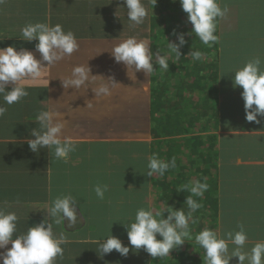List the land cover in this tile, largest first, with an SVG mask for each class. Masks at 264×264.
<instances>
[{"label":"crops","instance_id":"obj_1","mask_svg":"<svg viewBox=\"0 0 264 264\" xmlns=\"http://www.w3.org/2000/svg\"><path fill=\"white\" fill-rule=\"evenodd\" d=\"M143 2L148 16L142 24L133 25L127 19L123 0H0V47L9 38L12 21L30 18L50 19L53 25H62L76 35L79 43L76 52L52 65L47 80L26 84L27 97L6 105L0 96V105L7 108L0 117V209L17 214L16 234L26 233L43 221L45 209L55 197L71 194L77 202L78 223L71 228L54 225L57 235L63 232L67 237L63 256H58L55 264H95L101 258L99 243L111 231L128 243L124 224L134 220L137 209L154 204L163 184L156 174L147 176L150 157L156 150L167 157L176 144H181V153L192 150L188 145L190 134L167 136L164 144L157 141L152 124L153 79L143 72L128 75L125 66L116 63L110 53L115 44L129 36L146 40L151 46L152 10L162 4ZM88 64L93 75L114 77L119 83L110 97H95L91 89L103 82L100 76L78 90L62 87L60 80L69 77L73 67ZM48 107L66 119L62 138L76 143V151L70 153L67 162L57 160L49 149L34 153L26 142L31 129L39 128L34 122L36 115ZM155 115L159 116L158 112ZM195 142L199 145V139ZM205 148L202 142L201 153ZM186 161L180 158L179 162L186 166ZM236 163L264 165V161L240 159ZM170 170L164 177L167 182L180 173ZM205 170L206 160L198 165L197 173ZM185 179L188 183L190 175ZM192 180L202 181L198 175ZM96 184L109 186L103 200L95 194ZM168 190L165 195L170 194ZM104 263L101 260L99 264Z\"/></svg>","mask_w":264,"mask_h":264},{"label":"clouds","instance_id":"obj_2","mask_svg":"<svg viewBox=\"0 0 264 264\" xmlns=\"http://www.w3.org/2000/svg\"><path fill=\"white\" fill-rule=\"evenodd\" d=\"M179 3L187 14L188 23L192 25L187 35H195L209 47L218 43L217 20L227 14L228 8H221L218 0H179ZM123 5L127 9V19L133 25L142 24L148 16L143 0H123ZM173 34L177 35L178 42L168 40L167 51L163 55L160 52L153 55L149 43L135 36H129L115 44L110 53L116 63L125 66L128 75L132 73L136 76L141 71L146 75L152 74L156 71L154 65L162 73L169 69V58L173 55L176 59L182 56L180 49L187 44L184 33L177 34L174 30ZM19 37L25 42L36 43L34 50L18 49L14 44L0 47V96L6 105L18 103L27 97L29 93L26 82L40 80L46 67L55 65L79 49L76 35L72 31H65L60 24L30 22L22 27ZM190 57L194 61H200L204 54L192 48ZM233 73V88L243 89L241 96L246 121L260 124L259 117H264V57L250 59ZM97 76L102 77L103 82L91 88L95 97H110L112 89L119 83L114 77L93 75L89 64L73 67L71 75L60 81L65 90H78L95 83ZM87 107L91 105L87 104ZM6 111L7 108L0 105V117ZM34 122L38 123L39 128L31 129V135L26 140L29 149L34 153H39L41 149L52 150L57 160L67 162L70 153L76 151V143L71 138H62L67 123L62 114L51 107L44 108L38 112ZM176 167L175 157L166 161L153 154L147 164V176H163L169 169ZM209 187L207 178H203V182L192 180L177 188V192L190 193L183 203L187 206V211L183 205L176 208L168 202L166 208L158 210L151 205L137 209L134 220L124 224L128 245L111 231L99 243L98 254L103 258L115 250L127 257L130 251L143 249L153 259L169 256L173 250L193 240L190 224L197 222L193 214L202 208L199 199ZM94 191L97 198L103 200L109 186L96 184ZM45 212L43 221L29 227L26 233L17 235V214L0 209V249L4 250L0 251V264H55L56 258L63 256L62 245L67 242V237L63 232L57 235L54 225H65L68 228L76 225L79 220L77 202L71 194L57 196L51 201V206L46 207ZM165 213L168 215L165 216ZM247 241L248 233L243 225H239V230L224 234L206 227L195 234L194 244L191 245L195 251L197 246L204 250L201 255L203 264H231L233 258H238V264H264V240L256 242L250 250H246ZM9 244L11 247H8ZM230 245L233 246L231 252Z\"/></svg>","mask_w":264,"mask_h":264},{"label":"trees","instance_id":"obj_3","mask_svg":"<svg viewBox=\"0 0 264 264\" xmlns=\"http://www.w3.org/2000/svg\"><path fill=\"white\" fill-rule=\"evenodd\" d=\"M219 1L221 8L227 7L228 12L223 18L217 20L216 35L219 36V41L213 44V47L218 51L216 55L219 54L224 63H227L228 66L237 60H241L242 64L237 69L243 67L250 59L256 56L264 57V0H218V3ZM243 3L246 4L245 8L238 5ZM176 17H178V15L173 16L174 19H176ZM227 18H229L228 21H226ZM186 23H188V21ZM186 23L182 22V24ZM161 26L162 25L155 23L151 27V40L153 46L151 53H157L158 46H164L168 43V33L176 29L174 26V28H169V24L168 26H166V24L164 27ZM226 26L228 29L232 30H245L247 36L244 47L237 45H235V47H227L229 42L225 47L223 46L221 42V40H223L222 37H231L233 35V33L229 34L227 30L225 32L220 31L221 27L223 28ZM158 37L163 38L164 41L160 43ZM37 57L39 58V53H37ZM51 67L52 66L46 67L43 70L44 74L40 80L36 82H26V84L33 85L45 79L47 80ZM179 68L180 71L184 72V75H181L179 71L174 69L172 75L174 76L173 80L176 81L175 83H172V80L167 78L163 83L159 80L153 81L151 87L152 107L154 111L159 114V116L152 118L153 131L157 137L160 133L169 134L171 131L182 134H192V131L198 127L202 120L200 116L203 112L198 104L205 101V97L198 94L202 92L201 90L205 89V85L208 83H205V80L198 76V74L189 73L186 64L179 65ZM191 70L193 71V68H191ZM188 73L190 75H188ZM223 73H220V75L217 73L215 75L222 77V86L218 89L216 88V91L212 90L211 98L207 99L209 105H202L204 109L210 108L214 111L215 115L213 117L217 120V127L215 125L217 132L207 137L202 135H191V137H189L188 145L192 149L189 152V160L191 156L195 155H198V158L196 156V159L192 157L186 166L179 162L181 158L179 157L181 144H176V146L169 151L170 154L162 159L170 161L175 157L177 167L173 170L180 173L179 175L177 174L178 178L170 182L165 180L164 185L165 187H170L171 191L169 193L175 196L173 200H179L178 202L183 204L186 200V196L190 193L177 192V188L184 184L183 181L186 180L185 177H188L190 173L192 174L198 170L196 169V163L201 166L205 161L204 156H208L207 162L210 160L215 161V159L218 160V181L207 178V183L210 187L208 191L205 192L204 196L199 199V202L203 205L202 208L197 210L193 216L199 222H201L200 218L202 217L205 219L214 216L219 226L218 234H224L231 230H239V225L245 223L243 226L248 233L246 250H250L256 242L264 240V202L257 201L253 205L250 204L251 200L258 196L257 193L261 192L260 188L264 185V165L244 163L247 170L239 172L245 166L243 163L237 164L236 162L238 159H243L247 162L264 161V117H259L261 120L260 124L246 121L244 100L241 96L243 89L233 88V70L228 72L229 75L226 74L227 76H231L230 79L227 80H224ZM218 93L220 97H218ZM214 96L218 98H214ZM195 98L198 101L194 100ZM205 125V128H207L206 130L211 129L209 121L205 123ZM195 137L199 139V145H197L196 142L194 143ZM202 142H205V145H207L204 153H201L200 150ZM234 142L236 145L238 144L242 147L241 152L235 151L234 153L232 151L233 144H235ZM216 145H219V148H216ZM236 155H239V158H237ZM226 168H230V172L226 177L225 185L223 171ZM241 187L244 188V192L240 190ZM225 193L227 195L226 204L224 203ZM219 195L220 198L218 203L217 198ZM243 198H246L245 205L234 203V201ZM213 211L215 212L214 214ZM229 213L235 214L236 217H232ZM240 222L243 223L241 224ZM248 225L254 226L257 233H250L247 230ZM190 227L193 240L187 241L185 243L187 246H192L191 244H194V236L200 232V229L196 228V224H190ZM206 227L213 229L211 225H207L204 228ZM201 228L202 230L204 229L203 223ZM124 244L128 245V243ZM232 247L233 246L230 245V252ZM197 248V253L202 252V248L198 246ZM175 250H177V252L174 253L175 256L172 259L164 257L158 258L156 264H186L188 260L194 264L199 262V259L194 254H191V252L185 249ZM129 255H135L134 260L140 261L142 264H151V256L143 249L139 251H130L127 257L121 256L118 252L113 250L112 253L106 254L103 258H99V261L95 260V264H99L101 260H103V262L105 261L106 264H112L114 261L125 262L126 259L130 261L131 258ZM236 263H238V258H233L231 264ZM125 264L134 263L126 262Z\"/></svg>","mask_w":264,"mask_h":264},{"label":"rangeland","instance_id":"obj_4","mask_svg":"<svg viewBox=\"0 0 264 264\" xmlns=\"http://www.w3.org/2000/svg\"><path fill=\"white\" fill-rule=\"evenodd\" d=\"M157 1H159L157 3H161L162 5H159L158 9H155L153 7V10H152V14H153L152 15V17H153L152 21L153 22L152 23L153 24H155V23L160 24V25H162L161 27H164L165 24H166V26H168V24H169V28L176 27L175 32L177 34H179V33L185 34V39L187 40V44L180 49L182 56H180L178 59L174 58V55L169 58L170 66H169V69L167 71H164L161 73L158 66L154 65V67L156 68V71H154L152 74H149V75L151 76L153 81L159 80L161 83H163V82H165V80L167 78H170L172 80V83H173L174 82V80H173L174 76L172 75L173 70L175 69L176 71H179L181 75H184V72L180 71L179 65L186 64V68L189 71V73L198 74V76L202 77V79L205 80V83H208L207 85H205V89L201 90L202 92L198 94V95H203L205 97V101L198 104V106H200V108L202 109V112H203L202 115L200 114L201 115L200 118L202 119L201 123H199L198 127L194 131H192V134H190V135H198L199 134V135L207 137L208 135H210L214 132H217V130L215 128V125L217 127V120L215 119V117H213L215 115L214 111L210 108L204 109V107L202 105H204V106L209 105V101H207V99L211 98L212 90L216 91V88L218 89L222 86L223 80H222V77L219 76L220 73L222 74L225 71L223 73L224 80L230 79L231 76H227V75H229L228 72H231L232 70L234 72L242 64V61L237 60L233 64H230L228 66L227 63H224V61L219 56V54L216 55V53H218V51L215 49V47H213V45L211 47H209L207 45H204L199 40V38L196 37L195 35H192V36L187 35V33H189L191 31L192 25L190 23H186L187 22V14L184 13V11L182 10V7L179 3V0H176V2H173V0H157ZM152 3L155 4V1L153 0ZM219 4H220V1H219ZM238 5L243 6L244 8L246 7L245 3L238 4ZM174 15H178V17H176V19H174L173 18ZM228 20H229V18L226 19V21H228ZM30 22L31 23L48 22L51 25H53V21H50V19L49 20H39V19H35V18H30V19H25V20H14V21H12L11 29L8 31L9 38H8V40H6V42L3 44L2 47H6V46H10V45L14 44L17 46L18 49L19 48H28L29 50L34 49L35 43H36L35 41L32 43H28V42L23 41L19 37L21 34L22 27L25 24L30 23ZM182 22L186 23V24H182ZM226 30L228 31L229 34L233 33V35L231 37H222L223 40H221V42H222L224 47L227 45L228 42H229V45H227V47H235V45L244 47V45L246 43V36H247V33H245V30H237V29L232 30V29H228L227 26L223 27V28L221 27V29H220L221 32H225ZM173 33H174V30H172L168 33L167 37H168L169 41L170 42H178L177 35H174ZM158 39H159L160 43H162L164 41V39L161 37H158ZM167 44L168 43H166L164 46H158L157 52H160V54H162V55L165 54L167 51ZM152 47L153 46H152V42H151L150 49H152ZM192 48L194 50L201 51L204 54V58L200 61H194L190 57V52H191ZM152 54L155 55L156 53H152ZM175 64H177V65H175ZM190 67L193 68V71L191 70ZM51 73H52V71H51ZM189 73H188V75H190ZM217 73H219V75L215 76ZM230 74H232V73H230ZM143 75H145V73ZM44 92H45V90H44ZM219 93H218V97H220ZM46 96H48L47 93H46ZM218 97L214 96V98H218ZM196 98L194 100L198 101ZM152 111H153L152 118H154L156 116L155 115L156 112L154 111L153 107H152ZM208 121L211 125V129L206 130L207 128H205V126H206L205 123H207ZM153 134H154V132H153ZM180 134H182V133H178L176 131H171V133H169V134H167V133L161 134L160 133L157 141L161 144H164L167 141V138H168L167 136L180 135ZM183 134H185V133H183ZM179 137L182 138L181 136H179ZM174 138L177 139V136H175ZM186 138L187 137L184 136L183 139H186ZM186 147L187 146H184L182 148V150H184ZM205 147H207V145H205ZM241 149H242V147L239 146L238 144L237 145H236V143L233 144L232 151L234 153H235V151L241 152ZM154 154L157 155L158 158H161V159L165 157L164 153L162 154L160 151H158V153H157V150ZM168 154H170V153L168 152ZM179 156L182 158V160L184 162H187L186 161L187 159H188V161H190L193 157V156H191L190 160H189V154L186 151L183 153L180 152ZM195 156L198 158V155H195ZM236 156H237V158H239V155H236ZM207 158H208V156L204 157V159L206 160V170L203 172L204 175L202 174L201 171H199L197 173V171H198L197 170L193 174H190L189 181L191 180L192 177H194L196 175L200 176L202 181H203V178H210L212 180L218 181V178H219V176H218L219 169L217 166L218 163L213 161V160H210L209 162H207ZM241 161L245 162L246 160L241 159ZM244 166L245 167L242 168V170H240L239 172L247 170L245 164H244ZM214 168H216V169H214ZM196 169H198L197 163H196ZM229 172H230V168H226L223 171V179L225 180V183H224L225 185H226V177L229 175ZM169 174L170 173H168V175ZM156 178L161 179V184L162 183L163 184L161 185L159 194L155 197L154 204L152 203L153 209L158 210L160 208H166L167 207L166 202H168L170 205H174L176 208L182 207L183 204H180L178 202L179 200H173L175 198V196H173L171 194L165 195V191L168 189L170 190L169 187H165V185H164V181L167 180V178L164 180V176H160L159 174H156ZM183 182H184V184L187 183L186 180ZM240 190L242 192H244V188L241 187ZM260 191H261L260 193H257L258 196L256 198L254 197V199L251 200V203H250L251 205H253L257 201L264 202V185L262 188H260ZM226 197H227V195L225 193V201H224L225 204L227 203ZM234 203L235 204L240 203L242 205H245L246 204V198L234 201ZM260 204L263 205L262 203H260ZM184 209H185V207H184ZM185 211H186V209H185ZM214 213L215 212L213 211V214ZM167 215H168V213H165V216H167ZM230 215L232 217H236L235 214H230ZM203 218L204 217L200 218L201 222L197 221L195 223L196 228L200 229V231H201L202 230L201 226L203 223V228L207 225H211L213 227V230H215L218 233L219 226L217 225L218 223L216 222L215 217L212 216L211 218H205V219H203ZM219 221H220V219H219ZM240 223L242 224L243 222H240ZM247 230L252 234L257 233V230L255 229L254 226L248 225ZM178 249H181V250L185 249V250L191 252V254H194L199 259V262H196V263L197 264H203V259H202L201 255L204 254V250H202V252L197 253L196 252L198 250L197 247H196V251H195V248L193 245L187 246L186 244H184L183 246H181ZM176 252H177V250H173V252L169 256H166L164 258H167V259L171 258L172 259L175 256L174 253H176ZM93 253L94 252H92L91 255H89L88 257L91 258ZM129 257L131 258L130 261H128V259H126L125 262L114 261L112 264H125L126 262L134 263V264H142L140 261L134 260L135 255H129ZM158 258H160V257H157L154 259L151 257V264H156ZM186 264H194V263H192L190 260H188ZM236 264H238V263H236Z\"/></svg>","mask_w":264,"mask_h":264}]
</instances>
